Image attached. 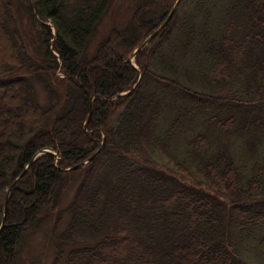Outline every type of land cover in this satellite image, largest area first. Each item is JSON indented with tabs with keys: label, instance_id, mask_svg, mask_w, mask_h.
<instances>
[{
	"label": "trees",
	"instance_id": "16d2710c",
	"mask_svg": "<svg viewBox=\"0 0 264 264\" xmlns=\"http://www.w3.org/2000/svg\"><path fill=\"white\" fill-rule=\"evenodd\" d=\"M114 1L0 0V226L49 150L0 264H264V0H179L137 68L177 0Z\"/></svg>",
	"mask_w": 264,
	"mask_h": 264
},
{
	"label": "rangeland",
	"instance_id": "374dc122",
	"mask_svg": "<svg viewBox=\"0 0 264 264\" xmlns=\"http://www.w3.org/2000/svg\"><path fill=\"white\" fill-rule=\"evenodd\" d=\"M133 2V0H115L109 13L107 14V16L103 19L102 24L100 25V29L99 32L97 33V37H99L101 35L102 30L111 27L113 25H121L120 22L122 20H124V18H127V16L130 14V10H131V3ZM225 140V139H222ZM240 149H242V145L238 146ZM48 225H45L40 232H36L32 238H31V245L29 246V248H27V253H31L32 256L35 257L36 262H38L40 260L41 257V249L43 242L46 238V233L48 231ZM37 248V249H35ZM46 252L47 249L46 247H44ZM35 249V250H34ZM33 250V251H32ZM26 253V254H27ZM39 256V257H38ZM51 261V251L49 248V252H48V256L43 255V259H42V264H49Z\"/></svg>",
	"mask_w": 264,
	"mask_h": 264
},
{
	"label": "water",
	"instance_id": "95a60500",
	"mask_svg": "<svg viewBox=\"0 0 264 264\" xmlns=\"http://www.w3.org/2000/svg\"><path fill=\"white\" fill-rule=\"evenodd\" d=\"M178 1L179 0H177L176 2H175V4L173 5V7L171 8V10L169 11V13H168V15L165 17V19L161 22V24L157 27V28H155L148 36H146L145 38H144V40L139 44V45H137L133 50H132V52L130 53V55H129V60L132 62L133 61V59H134V57H135V55L141 50V49H143L158 33H159V31L165 26V24L169 21V19H170V17L172 16V14H173V12L175 11V9H176V6H177V4H178ZM133 63V62H132ZM134 65V64H133ZM136 68V67H135ZM136 86V84H134L133 86H132V88L130 89V90H128V91H124V92H122V93H120V94H118V96L119 95H124V94H127V93H129L134 87ZM95 95H92L91 96V98H90V104H89V112H88V115H87V117H86V121H85V123H84V126H86V124L88 123V121H89V119H90V117H91V114H92V110H93V105H92V99H93V97H94ZM104 136L105 135H103V141H102V143H101V146L94 152V153H92V155H90L89 157H88V159L85 161V162H87L88 160H90V159H92V157L100 150V148L103 146V144H104ZM46 151H49L48 149H42V150H40V151H38L35 155H34V157L28 162V164L26 165V167L24 168V170L19 174V176L18 177H16V179H15V181L8 187V191H7V194H6V197H5V201H4V206H3V216H2V222H1V226H0V231H1V227H2V225H3V223H4V219H5V213H6V210H7V205H8V200H9V194H10V191H11V189H12V187L14 186V184L17 182V180L21 177V175L25 172V170H26V168L30 165V163H31V161H33L37 156H39L40 154H42V153H44V152H46ZM77 166H79V164H77V165H75L74 167H77ZM70 168H72V167H68V168H66V169H70Z\"/></svg>",
	"mask_w": 264,
	"mask_h": 264
}]
</instances>
